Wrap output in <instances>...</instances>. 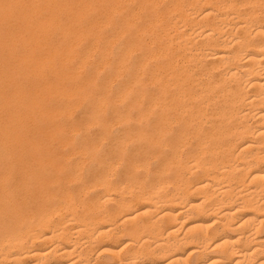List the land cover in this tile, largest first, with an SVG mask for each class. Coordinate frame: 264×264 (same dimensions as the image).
Here are the masks:
<instances>
[{
  "label": "bare ground",
  "instance_id": "6f19581e",
  "mask_svg": "<svg viewBox=\"0 0 264 264\" xmlns=\"http://www.w3.org/2000/svg\"><path fill=\"white\" fill-rule=\"evenodd\" d=\"M85 38H130L125 54L148 38L136 66L148 57V154L128 155L119 183L95 169L75 198L55 190L61 164L38 135L22 140L0 118V264H264V0H0V109L20 100L13 89L42 113L39 88L66 84L53 63L80 55ZM147 162L152 182L135 191ZM91 187L99 195L82 199Z\"/></svg>",
  "mask_w": 264,
  "mask_h": 264
},
{
  "label": "rangeland",
  "instance_id": "374dc122",
  "mask_svg": "<svg viewBox=\"0 0 264 264\" xmlns=\"http://www.w3.org/2000/svg\"><path fill=\"white\" fill-rule=\"evenodd\" d=\"M117 18H119V17L118 16L115 17L116 21H118ZM112 28H113V25L106 27L105 32L111 33ZM71 39L72 38H52V40L58 41V42L60 41V43H63V44L70 43ZM120 39L118 41L119 43L117 41H112V40H114L113 38H99L97 41L98 43L97 42L96 43L95 42L89 43V41H87L85 38L82 41H80L81 43L79 42L80 44H78V47H77L78 52H80V55L76 54V55H73L74 57L71 56V58L68 59V61L66 62V64L64 63V65H63V63H61L59 61H56V63L54 62L53 64H54L55 68H57L59 70L61 68L60 74L64 75V82L66 84H65V87H63V88H61V87L53 88V89L45 88V90H43L44 89L43 87L39 88V90H38L39 97L38 98L40 101H39L38 107H39V110L43 111L42 113L31 112V110L34 109V107L28 109V107H30L29 104H31V103L29 101L28 102L22 101L19 94H15V93L20 92V90H16V92H15L13 89H12L13 96H18V98L20 100L15 99L14 104L7 105V107H3L0 109V118H2L1 125H3L6 128V130L8 131L9 134H11V135L12 134H14V135L20 134L22 136L21 137L22 140H24V139L26 140V138H29L32 135L33 136L38 135V137L42 140V143H43L40 147V150L42 152H44V154H47L49 159H53V157H54L55 160H53V161H57L61 164L62 171L59 173L60 180L56 184L57 186H55V190L61 189L63 184H64L66 187L69 188L70 193L72 195H74L75 198L78 197L79 188L81 185L84 184V185H87V187L92 185V183H91L93 181L92 180V174L94 173L95 169L106 168V170H108V174H110V176H109L110 181H112L113 183H119L122 180V178L125 176V175L123 176V169L126 166V157L128 155H131L134 152L136 153L138 151L148 154V115H146V113H148V107H147L148 106V81H147V79H148V57H146L147 63L145 62V66L143 68H141L138 71V73H137V69H136L137 64L139 62H141L142 60H144L145 49L148 48V45H147L148 44V38L144 41L145 43H144L143 49H139L140 51L136 49L135 53H131V52L135 51V50H133V51L129 52L130 55H129V53H126L129 55V57H128V55L125 54L124 49H126V46L129 43L130 38H120ZM122 41H125V42H122ZM111 43L114 46H112ZM96 44L97 45L99 44L98 45L99 47ZM94 46H95V48H94ZM96 46L98 47V49ZM110 47L111 48L114 47L110 50L111 53L108 50ZM18 48H21V47H18ZM87 48L88 49L90 48L89 49L90 51ZM91 48H92L93 52H91ZM93 48H94V50H93ZM104 49H107L109 51L107 53H109L110 55L105 53L106 50H104ZM87 50L89 53L84 56V52ZM95 51H97V52H95ZM91 53L93 55H91ZM102 55H105V56L103 57ZM88 56H89V58H88ZM109 56H111V57H109ZM126 56H127V58H126ZM72 57H73V59H72ZM83 57L86 59L88 58V59L83 60ZM100 57H103L104 59L100 58ZM119 58L123 59V66H120V67L118 66V62H117L118 60H120ZM134 58H135V60H134ZM107 59L110 61H108ZM138 59H140V60H138ZM101 60H102V62H101ZM126 60H128V61H126ZM133 60L137 63H135ZM81 62H83V63H81ZM88 62L90 64H88ZM106 62L107 63L111 62V63H109V65L108 64L106 65ZM102 63L103 64L105 63V64L103 65ZM83 64L84 65L86 64V68ZM101 64L104 66V69L102 67H100L102 69L98 68L99 66H101ZM126 64L129 65V67ZM76 66H83L84 67V69H81V72H80L81 75L78 74L79 73L78 71L80 68H83V67H76ZM118 67L121 69L119 70ZM77 69H78V71H77ZM95 69L97 71H95ZM51 71L52 70L48 71V73H50ZM119 71H120L121 75H120ZM76 72L79 76H77V74H75ZM68 73H69V75H68ZM117 74H118V76H117L118 78L114 77V75H117ZM135 74H137V76L139 77V83L138 84L132 82V77ZM53 76L54 75H52V77L50 79L52 81H55ZM86 76L88 78H86ZM65 77L67 79H65ZM112 77L114 78V80ZM96 78H98V79H96ZM115 78H117V79H115ZM19 80L21 82L26 83L29 81H35L36 78L35 77L30 78V76L25 77L23 75L20 77ZM97 81L99 82V84ZM110 81H112V82H110ZM22 88H24V87H22ZM59 88L61 89V91H64V92H61L59 90ZM55 89H56V91H55ZM78 89H80V90H78ZM50 90L55 91V95H54V92L50 91ZM52 92H53V94L51 95ZM64 93L66 94V96ZM70 93H72V94H70ZM127 93H128V95H127ZM121 94L125 97L122 98ZM72 95H74V96H72ZM114 97H116V98H114ZM100 98H102V100H104L102 103H100V101H101ZM117 98L120 101L117 100ZM121 98L123 99L122 102H121V100H122ZM92 99H93V101H92ZM98 99H100V100L98 101ZM136 99H138V100L140 99L143 104L140 103V101H138ZM98 103L100 104V106ZM137 103H139V104H137ZM101 104H103V105H101ZM85 105H87V106H85ZM68 106L69 107L71 106V107L69 108ZM100 107H101V110H100ZM44 108H46V109H44ZM139 108H141V109H139ZM117 109L120 111H118ZM53 110H56V111H53ZM63 110H65V112L66 111L67 112L65 113ZM140 110H141V113H139ZM29 111L31 112L30 118H26L24 115L21 116L20 118L15 116V115H18L17 114L18 112H20L22 114L25 113V115H26V112H29ZM57 111H59L63 114H60ZM68 112H74V114L68 113ZM10 113H14L15 117L10 116ZM46 113H47V115H46ZM50 113L51 114L53 113V114L51 115ZM138 113L140 115L142 114L141 119H138V118H140V115ZM144 113L146 116H144ZM64 114H65V116H64ZM67 114L69 116H67ZM60 115H62V116H60ZM123 117H125L126 119L125 118L123 119ZM145 117H147V118H145ZM144 118L147 120H145ZM136 119L140 120V123H139V121H136ZM126 121H128L129 123ZM92 122L95 124H93ZM88 123H90V124H88ZM119 123H120V125H118ZM109 126H111V128ZM72 128H74V129H72ZM57 129H58V131H57ZM74 130H77V133ZM71 131H73L72 134H74L75 136L70 134ZM53 133H54L55 137L50 138L53 135ZM70 135L72 137H70ZM70 138L72 139V141H70L71 140ZM79 138H80V140H79ZM101 139H103L104 141L103 140L101 141ZM123 144H125V145H123ZM126 144H128V145H126ZM15 146L20 150L21 149L20 148L21 142L20 143L16 142ZM129 149L130 150L132 149V150L130 151ZM83 151H84V153H83L84 156L82 155V153H80ZM7 153H8V149L4 148L0 145V157L1 158L7 157V155H8ZM81 155L83 157H81ZM90 155H91V157H90ZM121 156L124 157V159H122ZM67 158H70V159H67ZM80 158H82L83 165L81 163H79L81 161ZM73 159H75V160H73ZM67 160H69V161H67ZM84 160L87 162H84ZM106 162L108 165L106 164ZM110 162H111V164H110ZM78 163H79V165H78ZM74 164H75V166H74ZM109 164L113 167L115 165L116 166L114 168H112L111 170H109V167L111 168V166ZM76 166H78V167L80 166L81 168L80 167L79 168L82 172L79 170V168L75 169ZM117 166H118V169H116ZM155 166H156L155 162H152L151 165L149 166V170H148V162H147L146 165L142 166L143 169L146 167L144 169V171L142 168L140 169V167H139L140 170L137 168L135 179H133V182H132L133 185H131L132 187L135 186V188H136L135 191L137 190V186L140 185L139 183H141V185L145 184L147 186L151 184L152 178H153V170L155 169ZM82 167H84V168L82 169ZM73 169H74V171H73ZM77 170H79V172L76 173ZM147 173H148V176L145 175ZM77 175L78 176L81 175V176L78 177ZM149 175H151V176H149ZM114 176H116V177H114ZM146 176H147V178H146ZM112 177H114V178H112ZM75 178H76V180H75ZM77 180H79V181H77ZM78 182H79V186L77 185ZM137 184H139V185H137ZM87 189L88 188H86L84 191H87ZM92 189H93L92 187L89 188L87 191V194L85 196H83L84 194H81L82 199H83V197H85L84 200H90V199H94L95 197H97L99 195L100 188L99 189L97 188L95 190L94 189L92 190ZM89 190H90V193H89ZM84 191L82 193H86ZM107 206L110 207L111 204H107ZM263 231H264V229H263Z\"/></svg>",
  "mask_w": 264,
  "mask_h": 264
}]
</instances>
